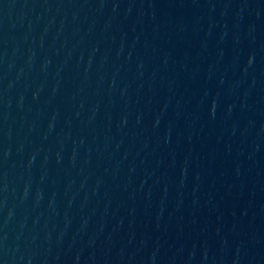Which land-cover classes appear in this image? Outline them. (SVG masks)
<instances>
[{"label":"water","instance_id":"water-1","mask_svg":"<svg viewBox=\"0 0 264 264\" xmlns=\"http://www.w3.org/2000/svg\"><path fill=\"white\" fill-rule=\"evenodd\" d=\"M0 264H264V0H0Z\"/></svg>","mask_w":264,"mask_h":264}]
</instances>
